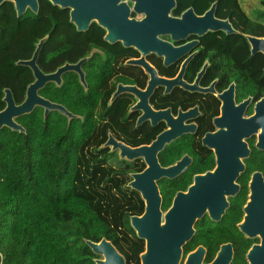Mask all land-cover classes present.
I'll use <instances>...</instances> for the list:
<instances>
[{"label": "trees", "instance_id": "trees-1", "mask_svg": "<svg viewBox=\"0 0 264 264\" xmlns=\"http://www.w3.org/2000/svg\"><path fill=\"white\" fill-rule=\"evenodd\" d=\"M214 1L217 13L228 17L240 32L227 38L246 42L243 34L264 37V21L259 19L264 13L255 18L248 15L240 0H176V4L177 9L192 5L203 10ZM104 32L96 22L78 31L69 19V9L49 0H38L37 12L27 8L19 16L12 1H3L0 4V110L5 106L4 88L11 90L16 104L24 100L33 75L28 65L18 62L29 59L39 41L42 44L37 64L47 71L49 47L55 53L54 69L65 59L74 60L76 55L72 54H77V50L86 51L88 46L96 45ZM64 41L72 42L67 46L73 50L69 55L61 52L66 48ZM257 55V62L253 65L254 61L249 60L248 66L251 71L261 73L264 54ZM59 91L56 90L52 100L62 102ZM108 113L112 115V111ZM15 120L23 130L0 128L2 264H96L100 255L86 241L98 242L102 238L112 242L126 264H140L144 240L131 226L130 216L143 212L144 201L128 185L129 172L139 168L121 163L113 165L110 147L103 146L107 132H112L111 123L100 127L79 126L77 119L70 120L57 110L44 114L43 107L38 105ZM209 156L210 152L205 158ZM172 185L177 188L175 183ZM175 187L161 188L163 208L169 204ZM187 245L191 246L192 241Z\"/></svg>", "mask_w": 264, "mask_h": 264}, {"label": "flooded vegetation", "instance_id": "flooded-vegetation-1", "mask_svg": "<svg viewBox=\"0 0 264 264\" xmlns=\"http://www.w3.org/2000/svg\"><path fill=\"white\" fill-rule=\"evenodd\" d=\"M126 3L130 7V18L140 20L145 17L144 12L132 10L131 0H126ZM211 4L203 10L192 5L177 9L175 0L170 15L181 17L191 8L195 16L202 17ZM213 15L219 20L227 19L234 31L226 33L220 29L204 30L178 40L169 34L159 33L157 37L171 45L167 54H158L153 50L142 53L135 47L117 43L119 41L109 42L104 39L105 31L102 40L96 45L88 46L86 51L84 48L77 50V54H72L76 55L74 60L65 59L53 69L55 53L49 47L46 60L50 70L49 67L47 71L41 69L36 58L37 66L45 74L53 73L65 64L74 65L83 61L78 70L62 72L59 82L48 80L37 93L51 102L63 105L72 115L66 116L70 120L77 119L79 126L100 127L111 123L112 132H107L106 140L111 135L113 140L130 147L149 145L170 127L182 128L180 134L166 142L157 153L162 167L174 165L185 156L189 160L175 176H163L157 180L163 212L172 205L178 191H187L195 175L216 168L213 148L204 145L202 138L206 133L218 129L215 119L222 115L223 106L229 105L234 119L250 118L257 114L255 129L242 136L248 153L235 155L243 168L233 180L236 185L234 193L225 196L227 205L218 219H213L208 210L196 218L192 237L182 247L179 264H184L187 255L199 246L204 248L201 264L212 262L222 247L230 253L228 264H250L247 255L255 245L260 247L254 254L255 264H264L261 234L257 232L249 236L240 226L244 222L245 207L250 200L253 176L257 175L264 184V147L257 146L261 133L264 142V103H260L264 99V68L261 73L250 70L248 61H254V65L259 52L251 53L247 39L245 42L227 38L240 32L228 17L217 13L216 6ZM92 22L95 21L90 24ZM71 43L62 42L66 48L61 52L69 55L73 50L67 46ZM31 72L33 82L35 76L32 69ZM57 89H60L62 102L52 100ZM245 101L247 103L243 105ZM73 110H81L82 113ZM110 111L112 115L108 113ZM110 152L113 165L121 163L139 168L130 171V177L132 173L141 172L147 166L143 156L128 159L113 147ZM208 152L210 156L206 159ZM198 159L204 161L196 163ZM205 165L207 167L203 168ZM174 183L177 188L172 185ZM165 186L175 187V192L167 207L163 208L161 188ZM190 241L191 246L187 245Z\"/></svg>", "mask_w": 264, "mask_h": 264}, {"label": "water", "instance_id": "water-1", "mask_svg": "<svg viewBox=\"0 0 264 264\" xmlns=\"http://www.w3.org/2000/svg\"><path fill=\"white\" fill-rule=\"evenodd\" d=\"M12 1L17 15L24 13L27 8L33 12L38 11V0H0ZM51 3L63 8H70V21L78 31L88 28L91 21L103 27L106 31L104 39L109 42L120 41L124 46H132L142 53L153 50L158 54H167L170 44L157 37V34H169L174 40L186 37L190 33H202L204 30H224L233 32L230 22L216 19L213 15L216 3L202 17L194 15L191 8L181 17H172L170 10L175 5V0H131L132 10L145 13V17L137 20L130 18V7L126 0H49ZM250 44L251 53L264 54V37L245 35ZM42 40L30 59L18 63L28 65L35 76L26 90L24 100L16 104L10 89H5L3 100L5 106L0 110V128L7 126L13 130H23L15 120L16 117L29 113L38 105L44 108V114L49 110H57L69 117L71 113L59 103H54L40 96L37 90L48 80L59 82L60 74L66 70H78L80 60L74 65L65 64L50 74L43 73L36 64V58ZM247 101L243 103L246 104ZM264 103V99L261 100ZM223 106L222 115L215 119L218 129L213 133H206L202 143L213 148L217 166L214 171L194 176V182L187 191H178L172 205L163 212L161 209L162 197L157 185V180L163 176L173 177L184 168L189 161L185 156L176 164L162 167L157 158V153L166 142L180 134V127H170L160 133L149 145L130 147L117 142L109 135L103 146L119 149L120 155L128 159L143 156L146 167L141 172L131 174L128 185L140 193L144 201V210L140 215L130 216V224L137 236L144 240V250L140 253V264H179L182 256L183 245L192 237L193 224L206 210L213 219H218L227 205L226 195L234 193L236 185L234 178L243 168V164L235 156L247 154L248 148L242 136L248 135L256 127L257 114L250 118L239 117L234 119L232 110ZM264 127V126H263ZM257 146L264 147L262 133ZM257 184V185H255ZM257 186V187H256ZM250 200L245 211L244 222L240 225L245 233L253 236L259 232L262 236L264 248V184L254 175L251 182ZM86 243L100 258L96 264H126L123 255L116 249L112 242L106 238L98 242L87 240ZM258 246H253L248 252L250 264H255L254 254ZM217 253L214 260L208 264H228L230 253L223 250ZM102 256V258H101ZM204 248L199 246L189 253L184 264H201ZM0 264L2 256L0 254Z\"/></svg>", "mask_w": 264, "mask_h": 264}, {"label": "rangeland", "instance_id": "rangeland-1", "mask_svg": "<svg viewBox=\"0 0 264 264\" xmlns=\"http://www.w3.org/2000/svg\"><path fill=\"white\" fill-rule=\"evenodd\" d=\"M240 3L243 9L246 11V13L254 18L260 12L264 13V3L261 0H240ZM263 17H264V14H263ZM263 17L260 18L262 19V21H264Z\"/></svg>", "mask_w": 264, "mask_h": 264}]
</instances>
